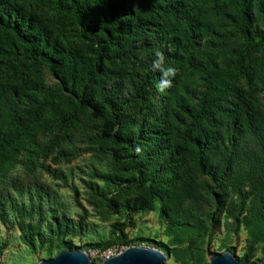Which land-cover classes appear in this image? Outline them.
I'll use <instances>...</instances> for the list:
<instances>
[{
    "label": "rangeland",
    "instance_id": "374dc122",
    "mask_svg": "<svg viewBox=\"0 0 264 264\" xmlns=\"http://www.w3.org/2000/svg\"><path fill=\"white\" fill-rule=\"evenodd\" d=\"M6 1L51 24L65 46L78 42L73 27L47 3ZM203 21L210 28L189 46L188 55L166 62L178 69L174 79L181 88L161 93L155 81L151 84L153 114L146 127L156 134L159 124L168 123V143L181 144L193 123L177 112V96L192 110L205 99L208 114L202 128H217L223 135L203 159L205 173L197 170L189 149L182 151L173 159L172 181L160 187L166 191L159 202L145 189L125 183L134 175L123 172L113 159L110 133L99 115L87 112L58 131L44 124L52 123L44 111L32 142L17 147L6 169L0 168V264H37L64 249L83 251L89 264H102L108 250L134 246L162 252L165 264H209L211 256L225 252L238 260L246 256L244 264L264 261V55L252 58L250 80L236 81L231 52L241 41L229 36L228 23L220 14L209 9ZM259 30H264L261 24ZM212 62L218 80L230 88L218 107L206 96L205 78ZM119 68V62L108 66L109 76L119 77ZM62 74L54 77L41 64L16 71L14 78L0 75V107L28 108L31 100L52 96L67 99L60 90ZM236 90L241 91V102L235 98ZM164 110L169 113L166 118L161 115ZM247 112H252L251 127ZM235 117L241 119L238 126L231 123ZM166 158L163 150L152 164ZM108 200L119 205L117 212L109 208ZM126 203L141 204L142 209L120 236L123 243L115 246L118 225L127 222Z\"/></svg>",
    "mask_w": 264,
    "mask_h": 264
},
{
    "label": "trees",
    "instance_id": "16d2710c",
    "mask_svg": "<svg viewBox=\"0 0 264 264\" xmlns=\"http://www.w3.org/2000/svg\"><path fill=\"white\" fill-rule=\"evenodd\" d=\"M40 1L73 27L78 42L65 46L63 36L47 21L24 12L18 4L0 0V75L14 78L15 72L22 68L45 64L54 77L62 71L60 90L68 98L31 100L28 108L0 107V168L6 169L17 147L32 142L36 129L42 127V112L47 111L52 121L44 124L58 131H65L89 112L99 115L110 133L112 157L120 169L134 175L125 181L130 187L145 189L162 202L166 190L163 187L161 191L160 187L172 181L173 159L186 149L192 152L197 170L204 174L203 159L211 147L222 142V131L202 128L208 114L205 99L198 109L192 110L181 96H177L176 110L193 123L181 138V144L168 143L171 134L168 123L159 124L154 130L156 134L146 127L147 117L153 114L151 84L159 83L157 73L150 70L151 60L158 49L164 52L166 62L185 58L189 46L201 37L204 29L210 28L203 21L210 9L228 23L229 36L241 41L239 48L231 52L230 67L236 81L250 80L252 58L264 55V30H259L260 24L264 27V0ZM118 62L116 76H120L110 77L108 66ZM217 75L212 62L205 82L206 96L213 107H218L220 97L230 91ZM123 81L126 90L122 88ZM176 87L181 85L174 79L171 88ZM240 94V90L235 91L239 102ZM167 114L165 110L161 113L165 118ZM246 114L251 127L252 112ZM240 120L235 117L231 123L238 126ZM36 123H40L38 127ZM163 150L167 158L153 165V157ZM140 205L126 203L127 222L118 225L119 234L113 245L123 243L120 236L132 215L142 209ZM108 206L118 211L116 202L108 200ZM240 261L247 263L248 258L244 256Z\"/></svg>",
    "mask_w": 264,
    "mask_h": 264
},
{
    "label": "water",
    "instance_id": "95a60500",
    "mask_svg": "<svg viewBox=\"0 0 264 264\" xmlns=\"http://www.w3.org/2000/svg\"><path fill=\"white\" fill-rule=\"evenodd\" d=\"M165 256L162 252L143 246L129 247L117 255L110 257L102 264H165ZM90 257L83 251L64 249L55 257L42 260L37 264H89ZM209 264H244L235 258L232 253L225 252L214 254L209 258ZM259 264H264L262 261Z\"/></svg>",
    "mask_w": 264,
    "mask_h": 264
},
{
    "label": "clouds",
    "instance_id": "9594fccd",
    "mask_svg": "<svg viewBox=\"0 0 264 264\" xmlns=\"http://www.w3.org/2000/svg\"><path fill=\"white\" fill-rule=\"evenodd\" d=\"M150 70L152 72H159L160 78L157 85V90L164 93L166 90L173 86V80L177 76L178 69L170 63H166V57L164 52L156 50L154 58L151 60ZM261 255L257 252V256Z\"/></svg>",
    "mask_w": 264,
    "mask_h": 264
},
{
    "label": "built area",
    "instance_id": "2783aa9c",
    "mask_svg": "<svg viewBox=\"0 0 264 264\" xmlns=\"http://www.w3.org/2000/svg\"><path fill=\"white\" fill-rule=\"evenodd\" d=\"M122 250H108L107 252H105L104 254H103V257H102V261H104V260H106V259H108V258H110V257H113V256H115V255H117L119 252H121Z\"/></svg>",
    "mask_w": 264,
    "mask_h": 264
}]
</instances>
